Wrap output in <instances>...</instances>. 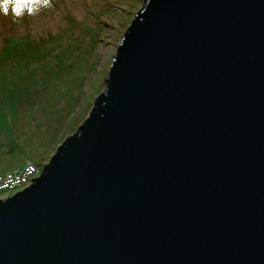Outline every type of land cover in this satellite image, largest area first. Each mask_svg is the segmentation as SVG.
<instances>
[{
  "label": "water",
  "instance_id": "water-1",
  "mask_svg": "<svg viewBox=\"0 0 264 264\" xmlns=\"http://www.w3.org/2000/svg\"><path fill=\"white\" fill-rule=\"evenodd\" d=\"M141 2L0 264H264V0Z\"/></svg>",
  "mask_w": 264,
  "mask_h": 264
},
{
  "label": "rangeland",
  "instance_id": "rangeland-1",
  "mask_svg": "<svg viewBox=\"0 0 264 264\" xmlns=\"http://www.w3.org/2000/svg\"><path fill=\"white\" fill-rule=\"evenodd\" d=\"M142 5L141 0H0V50L10 38L38 42L56 36L47 47L57 46L54 54H60L50 59L49 83L32 106L16 111L14 120L7 112L0 116L1 173L28 162L41 169L75 133L102 93L120 40ZM7 128L22 155L6 157ZM10 196L0 192V200Z\"/></svg>",
  "mask_w": 264,
  "mask_h": 264
},
{
  "label": "trees",
  "instance_id": "trees-1",
  "mask_svg": "<svg viewBox=\"0 0 264 264\" xmlns=\"http://www.w3.org/2000/svg\"><path fill=\"white\" fill-rule=\"evenodd\" d=\"M56 39L54 36L31 42L25 38L24 40L10 38L7 41L9 44L6 43L0 50V116L7 112L14 120L16 111L30 107L36 101V93L49 83L50 71H53L48 68L51 64L50 59L57 60L60 57V54H54L57 46L47 47L49 42ZM5 135L9 137L7 140L9 153L6 157L22 155L11 136L12 130L5 129Z\"/></svg>",
  "mask_w": 264,
  "mask_h": 264
},
{
  "label": "built area",
  "instance_id": "built-area-1",
  "mask_svg": "<svg viewBox=\"0 0 264 264\" xmlns=\"http://www.w3.org/2000/svg\"><path fill=\"white\" fill-rule=\"evenodd\" d=\"M41 169L33 164L26 163L21 169L0 173V192H11V195L32 184V180L39 176Z\"/></svg>",
  "mask_w": 264,
  "mask_h": 264
}]
</instances>
